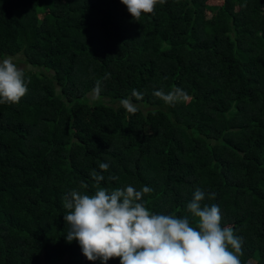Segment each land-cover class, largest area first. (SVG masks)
<instances>
[{
    "label": "trees",
    "instance_id": "1",
    "mask_svg": "<svg viewBox=\"0 0 264 264\" xmlns=\"http://www.w3.org/2000/svg\"><path fill=\"white\" fill-rule=\"evenodd\" d=\"M16 55L30 69L21 101L0 104V264H101L66 241L63 197L127 185L193 227L200 188L241 264H264V0H167L138 22L120 0H0V59ZM174 86L189 99L153 95Z\"/></svg>",
    "mask_w": 264,
    "mask_h": 264
},
{
    "label": "clouds",
    "instance_id": "2",
    "mask_svg": "<svg viewBox=\"0 0 264 264\" xmlns=\"http://www.w3.org/2000/svg\"><path fill=\"white\" fill-rule=\"evenodd\" d=\"M120 2L138 22L142 14H154L156 5L167 0ZM109 78L110 74H105L103 80ZM27 91L24 70L12 57L0 61V104H18ZM101 91L102 81H97L92 101L101 99ZM153 95L170 106L189 99L184 90L175 86L168 93L157 90ZM131 97L141 101L143 93L133 89ZM120 104L129 114L139 110L131 98L122 99ZM99 169L90 174L97 186L105 179L103 172L109 164L101 163ZM80 187L87 189L88 185L81 182ZM152 191L148 186L137 190L132 185L111 191L97 187L94 195L69 191L63 197L67 210L63 215L68 226L66 241L76 240L87 260H100L101 264L113 258H119V264H241L242 238L231 226H221L219 205L202 204L204 191L197 188L187 204V211L196 218L195 227L187 216L150 212L143 197ZM214 197L215 193L209 195V199Z\"/></svg>",
    "mask_w": 264,
    "mask_h": 264
},
{
    "label": "rangeland",
    "instance_id": "3",
    "mask_svg": "<svg viewBox=\"0 0 264 264\" xmlns=\"http://www.w3.org/2000/svg\"><path fill=\"white\" fill-rule=\"evenodd\" d=\"M6 58H8V57H6ZM13 58V61L17 64V66L18 67H20V68H22V69H30V67L29 66H27V65H25L24 63H23V60H22V58L19 56V55H16V56H14V57H12ZM5 59V58H4ZM3 59H0V61H2ZM89 96H92V95H89ZM104 101H106V100H104ZM255 263V258H252V259H250L249 261H248V263L247 264H254ZM57 264V263H56Z\"/></svg>",
    "mask_w": 264,
    "mask_h": 264
}]
</instances>
